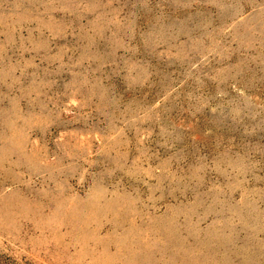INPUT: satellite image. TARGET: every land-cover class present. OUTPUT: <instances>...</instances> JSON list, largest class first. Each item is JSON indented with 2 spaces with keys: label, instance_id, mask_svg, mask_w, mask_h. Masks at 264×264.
<instances>
[{
  "label": "rangeland",
  "instance_id": "374dc122",
  "mask_svg": "<svg viewBox=\"0 0 264 264\" xmlns=\"http://www.w3.org/2000/svg\"><path fill=\"white\" fill-rule=\"evenodd\" d=\"M0 264H264V0H0Z\"/></svg>",
  "mask_w": 264,
  "mask_h": 264
},
{
  "label": "bare ground",
  "instance_id": "6f19581e",
  "mask_svg": "<svg viewBox=\"0 0 264 264\" xmlns=\"http://www.w3.org/2000/svg\"><path fill=\"white\" fill-rule=\"evenodd\" d=\"M72 219V218H71ZM70 220V219H69Z\"/></svg>",
  "mask_w": 264,
  "mask_h": 264
}]
</instances>
